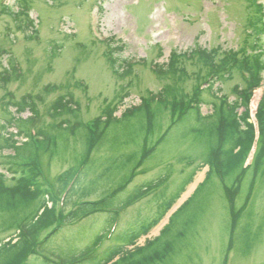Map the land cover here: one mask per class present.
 Wrapping results in <instances>:
<instances>
[{
    "label": "rangeland",
    "instance_id": "1",
    "mask_svg": "<svg viewBox=\"0 0 264 264\" xmlns=\"http://www.w3.org/2000/svg\"><path fill=\"white\" fill-rule=\"evenodd\" d=\"M14 4L15 0H4L7 7L0 6V85L1 77L8 78L0 87V126L9 125L10 111L15 113L22 98L31 99L36 111L34 120L12 122L8 132L18 135L23 129L35 141L34 150L28 147L32 152L24 156L23 162L33 161V166L35 163L40 172L39 182L45 183L43 187L49 193L56 194L58 177L75 171L80 163L87 138L84 126L104 117L109 105L117 107L114 117L118 118L126 109L144 104L151 111L152 120L147 123L138 114L112 122L103 142L97 138L93 141L90 161H95V166L82 168L76 178L81 179L93 170L87 182L100 175V171L110 169L106 178L115 177L117 184L127 170L119 171L115 158L130 155L138 160L141 154L154 148L151 156L139 164L128 188L155 180L163 167L171 165L166 185L167 196H171L180 182L202 164L209 145L205 135L181 139L188 126L170 131L172 108L159 106L155 99L165 92L171 102L183 95L191 98L198 91L206 134L216 121L211 104L216 92L229 104L238 105L233 89L243 87L240 80L243 77L235 68L221 79V72L216 76L209 74V70L196 63L193 52L198 48L211 52L216 63L231 54L238 59L257 56L264 63V0H27L25 5L17 0L20 7L26 6L27 12L14 17L5 15L10 7L15 11ZM173 54L177 60L174 76L157 78L151 66L166 65ZM110 57L120 64L130 62V74L118 78L112 73ZM262 79L249 101L248 121L254 125L256 105L264 95V72ZM64 95H71L77 111L52 121L48 108ZM235 111L240 113L242 109L237 106ZM29 113L19 116L26 119ZM61 122L68 126L79 123L83 127L72 135L58 130ZM16 139L19 143L24 140L19 136ZM253 152L254 145L248 152L247 163ZM9 153L12 151H4ZM2 164L0 159V173L6 175L8 186H12L21 175L7 174ZM207 171L206 166L198 169L168 214L137 241L138 247L149 243L146 252L154 253L144 260H141L144 253L134 255V260H141L139 264H264V177L255 181L250 201L236 215L233 225L217 175L213 174L183 205ZM102 182L98 181L96 186ZM111 186L102 185V191L87 199H101ZM246 192L244 185L235 200L236 212ZM42 199L24 207L23 213L14 218L0 216V242H7L17 234ZM156 213V193L150 190L145 198L121 212V227L131 217L136 222L150 220ZM105 221L103 214H95L69 224L50 238L45 251L56 252L63 259L61 250L80 256L106 226ZM166 224L165 232L159 235ZM102 246L107 244L104 242ZM38 259L42 258L31 257L27 264H41Z\"/></svg>",
    "mask_w": 264,
    "mask_h": 264
},
{
    "label": "trees",
    "instance_id": "2",
    "mask_svg": "<svg viewBox=\"0 0 264 264\" xmlns=\"http://www.w3.org/2000/svg\"><path fill=\"white\" fill-rule=\"evenodd\" d=\"M24 1L23 5L25 4ZM21 7L22 11L20 14H25V6ZM5 13L9 16L12 14L10 9L5 11ZM193 54L196 55V63L209 70V74L212 72L216 76L221 72L220 79L232 68L241 70V73L247 75V78L240 79L243 87L236 86L233 89V93L238 100V105L235 103L229 104L226 99L225 101H220L218 99L220 93L216 92V97L211 100V104L215 108L216 121L214 126L206 134L204 133L206 129L202 127L205 116L201 115L200 112L203 102L201 100V94L198 91V94L193 95L191 98L183 95L171 102L164 95L165 92H161L159 101L157 102L159 106H170L172 108L171 114L173 119L169 127L170 131L175 127L188 126L187 129L189 130L181 133V139L184 140L189 135H196L197 137L205 135L208 141L209 148L207 156L198 168L200 169L206 166L208 171L206 172L204 180L197 185L192 195L183 205L205 185L206 181L210 180L213 174L217 175L226 195L231 213V221L234 225L236 215L243 212L250 201L255 181L258 177H264V96H262L256 108L254 115L256 124L254 125L248 121L249 101L253 91L258 89L262 83L264 63L257 56L253 58L244 56L242 59H238L235 54L226 55L219 63H216L214 54L200 48L195 50ZM174 57L175 55L173 54L168 59L166 65L162 67L157 66L158 69L155 72L157 78L166 79V77L174 76L176 71L175 61H177ZM110 60V66L115 74L118 73L117 68H120L122 72L121 77H126L130 74L132 69L130 62L119 64L112 57H110ZM7 81L8 78L6 76L1 77L2 83L0 87H3V84ZM30 101L31 99L28 96L22 98L18 112L28 108L35 115L34 105ZM73 105L75 106L71 95L60 96L50 104L48 116L52 121H56L65 114H72L77 111V109L72 108ZM237 106L238 109H242V112L237 113L235 111ZM116 109L115 106L111 107L109 105L106 107L108 118L111 119L105 118L104 121H101L98 134L100 139L104 136L109 121L118 122L119 120L131 119L138 114L144 115L143 107L142 109H130L123 113L119 120H116L111 117ZM12 122H15L14 118L9 120L8 126H11ZM82 127L79 123L68 126L66 123L61 122L58 125V130L69 131L73 135L75 131ZM83 128L86 131L87 138L85 151L81 157V165H84V167H94L95 161L91 162L89 157L93 148L94 138H92L85 127ZM0 129L2 132H6L5 126H1ZM168 133L169 131L165 134ZM16 136L21 137L25 141L19 143ZM29 136L23 129H20L18 135L17 133L7 132L0 135V159L3 161L2 165L6 166V173L11 176L21 175L14 181L12 186H8V180L3 174H0V216L6 215V217L13 216L14 218L18 214L23 213L24 207L32 205L39 198H43L40 206L29 215V218H25L27 220L18 234L14 235L7 242H0V264H27L29 257L37 256L38 250H45L50 238L62 229V223H76L95 214H105L106 226L95 235L93 241L86 246L80 256L74 255V252L67 254L61 250L60 253L63 254L65 259L60 264H118L119 262L123 264H139L141 260L153 256L154 253L150 254L145 249V247L148 248L149 243H146L143 247L135 248L132 251L126 248L134 246L139 238L147 235L158 225L185 192L186 187L192 183L198 169L188 174L175 188L174 193L171 196H167L166 185L171 176V165L163 167V171L155 177V180L145 181L140 185L127 188L133 177H135L136 170L140 166L139 164L154 152L153 148L141 154L138 160L130 155H120L115 158V166H117L119 171H127L118 180L117 184L115 177L106 178L109 175L110 169H106L104 172L100 171V175L85 182L88 179V175L93 172V170L90 171L83 178L76 179L72 185L67 195L66 203L68 204L70 202L74 207L63 214L57 211L55 197L39 182L34 171L33 161L23 162L24 156L30 155L32 149L34 150ZM164 136L166 137V135ZM253 145L254 152L250 162L247 163L248 152ZM29 146L32 149L28 148ZM5 150H11L12 153L4 154ZM19 159H21L20 162L14 161ZM73 172L69 171L58 177L59 192L68 184ZM100 180L103 182L98 187L96 183ZM114 181L115 183H113ZM106 184H113V186L110 187L111 189L104 197L96 201L86 200L88 197L94 196L95 193L102 191L104 188H102V185ZM244 185H246L247 194L241 207L236 212L235 200ZM150 190L156 193V215L150 220H138L137 222L136 219L131 217L127 224L121 227L119 220L120 213L145 198ZM167 225L162 228L159 235L165 232ZM45 232L48 233L43 235L44 237L42 236V240L39 239ZM104 242L107 244L106 247L102 246ZM137 253H144L145 255L143 257H145L143 259L141 258L140 261H136L134 260V255ZM38 260L41 264H58L45 257Z\"/></svg>",
    "mask_w": 264,
    "mask_h": 264
}]
</instances>
